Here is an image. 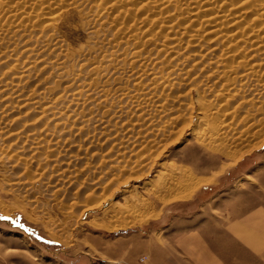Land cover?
<instances>
[{"label": "rangeland", "instance_id": "obj_1", "mask_svg": "<svg viewBox=\"0 0 264 264\" xmlns=\"http://www.w3.org/2000/svg\"><path fill=\"white\" fill-rule=\"evenodd\" d=\"M0 203V264H264V0H0Z\"/></svg>", "mask_w": 264, "mask_h": 264}, {"label": "crops", "instance_id": "obj_2", "mask_svg": "<svg viewBox=\"0 0 264 264\" xmlns=\"http://www.w3.org/2000/svg\"><path fill=\"white\" fill-rule=\"evenodd\" d=\"M202 214L203 213H199L198 215L201 216ZM198 218L199 217L197 216L191 220L194 222L195 220H198ZM202 223L206 224V227H204L203 224H198L195 226L191 225L190 229L195 231L196 233H201V234H203L206 229H216L215 232H222V229H224V233L225 232L228 234L232 233L233 235L236 234V236H239V238H241V236H243V238H246L247 234L256 235L257 231L259 230L258 228L260 227V229H261V227H262L261 224L259 225L257 223V221H248V222H244V223L238 222L237 224H235L233 226H231V224L228 223L226 226H223L221 228L218 226L216 227V226L208 223L207 221L202 222ZM202 228H204V229H202ZM201 234L196 240H198L200 242L203 241V243H206V240L204 238L201 239ZM251 238L254 239L255 236H252ZM244 245L247 246L246 244H244ZM189 246L190 245H188V246L183 245L182 249H184L185 255L187 254L188 256H191V254H192L191 251H194V250H192V248H190ZM202 248H204L203 251H198L197 253H195V251H194V256H195V258H197V260H199L198 261L199 264H206L205 262L202 263L200 259L206 258L207 256H210L212 253H211L210 249L209 250L207 249V247L204 246ZM251 248H252V250H254L256 252V250L259 251L261 249V246L258 242L253 241Z\"/></svg>", "mask_w": 264, "mask_h": 264}, {"label": "bare ground", "instance_id": "obj_3", "mask_svg": "<svg viewBox=\"0 0 264 264\" xmlns=\"http://www.w3.org/2000/svg\"><path fill=\"white\" fill-rule=\"evenodd\" d=\"M210 18V17H209ZM213 18V17H212ZM188 179V178H187ZM189 181V180H188ZM193 181V182H192ZM192 181H191V183H190V181L188 182V183H190V188L189 189H186V192H183V193H179V195H177V197H176V199H186V198H188V197H190L191 195H192V193L194 192V190L198 187V186H200V185H202V184H205V183H207V182H209L210 180H201V179H199V178H195L194 179V177H193V179H192ZM173 183V182H172ZM189 185V184H188ZM187 187V186H186ZM178 188V187H177ZM182 189V188H181ZM180 191V190H179ZM176 195V194H175ZM0 206H1V203H0ZM142 220V219H141ZM134 222V221H133ZM132 222L131 221H129V222H124V223H121L120 224V226H122V227H125V226H127V225H129V224H131ZM114 264H121L120 262H116V263H114Z\"/></svg>", "mask_w": 264, "mask_h": 264}]
</instances>
